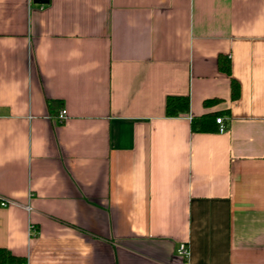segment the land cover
Wrapping results in <instances>:
<instances>
[{"label": "crops", "instance_id": "crops-1", "mask_svg": "<svg viewBox=\"0 0 264 264\" xmlns=\"http://www.w3.org/2000/svg\"><path fill=\"white\" fill-rule=\"evenodd\" d=\"M214 112L226 132L192 130ZM0 248L264 264V0H0Z\"/></svg>", "mask_w": 264, "mask_h": 264}, {"label": "trees", "instance_id": "trees-1", "mask_svg": "<svg viewBox=\"0 0 264 264\" xmlns=\"http://www.w3.org/2000/svg\"><path fill=\"white\" fill-rule=\"evenodd\" d=\"M221 69L231 76L230 61L223 57L220 58ZM232 99H237L240 96V85L237 80H231ZM215 100L210 99L204 102L209 105ZM190 113V98L189 96L169 95L166 98L165 114L167 117H179ZM224 116L222 113H209L197 117H192L191 128L194 132H210L217 130L218 124L216 118ZM0 264H27V259L22 256L14 255L6 248H0Z\"/></svg>", "mask_w": 264, "mask_h": 264}, {"label": "built area", "instance_id": "built-area-1", "mask_svg": "<svg viewBox=\"0 0 264 264\" xmlns=\"http://www.w3.org/2000/svg\"><path fill=\"white\" fill-rule=\"evenodd\" d=\"M58 119L61 122L66 121L68 119V111L66 109H62L58 115ZM216 122L218 124V132L219 133H224L228 130V120L227 119H225L224 117H217ZM8 202L9 201H2L1 204L3 206H6L8 204ZM31 228H33V226ZM177 253L179 256H181L182 258H184L188 261L190 258V255H191L190 246L188 245V243H184V242L180 243V245L177 249Z\"/></svg>", "mask_w": 264, "mask_h": 264}, {"label": "water", "instance_id": "water-1", "mask_svg": "<svg viewBox=\"0 0 264 264\" xmlns=\"http://www.w3.org/2000/svg\"><path fill=\"white\" fill-rule=\"evenodd\" d=\"M40 2H42V1H40Z\"/></svg>", "mask_w": 264, "mask_h": 264}]
</instances>
